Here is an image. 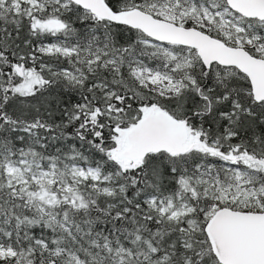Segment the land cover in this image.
Here are the masks:
<instances>
[{
    "label": "snow or ice",
    "instance_id": "snow-or-ice-1",
    "mask_svg": "<svg viewBox=\"0 0 264 264\" xmlns=\"http://www.w3.org/2000/svg\"><path fill=\"white\" fill-rule=\"evenodd\" d=\"M0 264H264V0H0Z\"/></svg>",
    "mask_w": 264,
    "mask_h": 264
}]
</instances>
